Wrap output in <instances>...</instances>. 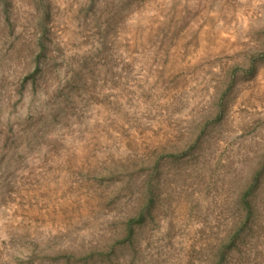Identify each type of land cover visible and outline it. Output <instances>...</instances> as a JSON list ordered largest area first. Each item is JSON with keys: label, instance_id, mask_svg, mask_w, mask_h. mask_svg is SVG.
Here are the masks:
<instances>
[{"label": "rangeland", "instance_id": "rangeland-1", "mask_svg": "<svg viewBox=\"0 0 264 264\" xmlns=\"http://www.w3.org/2000/svg\"><path fill=\"white\" fill-rule=\"evenodd\" d=\"M0 264H264V0H0Z\"/></svg>", "mask_w": 264, "mask_h": 264}]
</instances>
